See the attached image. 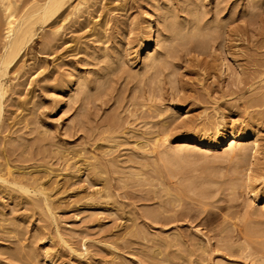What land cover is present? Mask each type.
<instances>
[{"label":"rangeland","instance_id":"obj_1","mask_svg":"<svg viewBox=\"0 0 264 264\" xmlns=\"http://www.w3.org/2000/svg\"><path fill=\"white\" fill-rule=\"evenodd\" d=\"M20 1L22 12L31 0ZM67 7L5 79L0 175L41 184L48 208L0 183V264L264 261L263 203L247 188L264 179V0ZM148 21L157 59L147 68ZM215 124L248 132L259 154L236 165L185 147L168 163L153 149L158 134L176 146Z\"/></svg>","mask_w":264,"mask_h":264},{"label":"bare ground","instance_id":"obj_2","mask_svg":"<svg viewBox=\"0 0 264 264\" xmlns=\"http://www.w3.org/2000/svg\"><path fill=\"white\" fill-rule=\"evenodd\" d=\"M70 1L71 0H31L30 5L26 9H24V11L22 9V12H20L21 10L19 9V5H18V2H21L20 0H0V7L4 14L3 15L4 23L2 22L3 24H1V18H0V28L4 26L3 29H4V39H5L0 49V114H1V109H2V101H3L4 96L7 93L5 79L7 75H9L8 74L9 68L15 63L18 57L23 56V54L25 53V50H27L30 44L33 43V40L36 36V32L38 28L45 26V25H53L61 17V15L65 11ZM78 6L79 4H77V6L73 8L72 12H77ZM17 7L20 11L17 9ZM17 10L19 13L17 12ZM172 23L171 24L169 23L171 26V31L174 32V34H177V36L183 41L186 40L187 38L186 33L184 32L185 35L183 33L181 34L183 30H181L180 32V29H178L179 28L178 26L180 25L178 23H177L178 25H176L175 24L176 22L173 24ZM61 28L62 27H57V30H55V32L56 33L59 32ZM153 28L154 27L152 26V21H148L147 36H146V39L142 41V44H143L142 48H144L146 51V54L143 58V66L147 68L150 64H154L157 59V58L155 59L154 57H152V52H151V49H152L151 44L153 45V43L155 42L152 38ZM194 29L196 30L197 27H195ZM159 34L157 35L156 43L160 39L161 35ZM196 35H198V33H196ZM128 56H130V53H128ZM248 137H249V134L245 130H242L239 128L236 129L234 127H230L229 129H226L223 125L215 124L210 129L207 128L206 130L205 128V130H201L199 132L196 131V133H193L192 135H188L187 137L184 136L178 141L176 146H173L171 144L170 142L171 138L169 139V136L167 134H161V135L158 134L157 136H155L152 145H153V149L158 151L159 157H161L163 162L165 161L169 163L170 160L171 161L175 160V162H177L176 160L181 159V157H179V153L182 155L181 151L186 150L185 147L187 148L195 147L204 152H210V151H215V152L220 151L221 152L222 151V154L226 155L225 157H228L229 159H231L232 163L235 160L236 165H238V162L241 163L246 160L247 150H251L253 156L256 155L259 151L256 141L251 142L248 139ZM224 147H226V149L223 150ZM229 159L228 161H230ZM254 159H255V156H254ZM10 173H11L10 169H8L7 175L9 176L12 175ZM7 177L5 175H0L1 185L3 186L6 185L10 188L11 187L16 188L20 193L26 195L27 197L28 196L38 197L39 196L41 197L40 202H42L43 205L48 208V200L46 197L47 194L45 195L44 191L41 189L40 187L42 186L41 184L40 185L35 184L33 186L27 185L28 186L27 187V186H24L25 184L22 181L16 182V179L15 180L10 179L12 180L10 181L9 179H7ZM250 179L251 177H248L247 188L249 189V193L252 196V202L253 204H255L258 201H262L263 203L262 208L264 209V179L262 180L263 181L262 184H260L261 185L260 190H256L253 187V182L252 184L250 183L251 180L255 181L253 180L254 177L253 179L251 180ZM20 182H22L23 184H21ZM253 233L255 234V232ZM251 264H255V263H251ZM260 264H264V261H262Z\"/></svg>","mask_w":264,"mask_h":264}]
</instances>
